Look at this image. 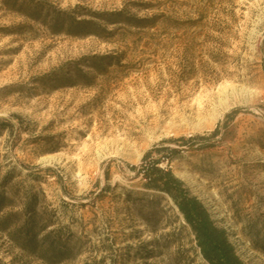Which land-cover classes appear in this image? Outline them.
Returning a JSON list of instances; mask_svg holds the SVG:
<instances>
[{"label":"rangeland","instance_id":"obj_1","mask_svg":"<svg viewBox=\"0 0 264 264\" xmlns=\"http://www.w3.org/2000/svg\"><path fill=\"white\" fill-rule=\"evenodd\" d=\"M161 147L264 264V0H0V264H207L130 168Z\"/></svg>","mask_w":264,"mask_h":264},{"label":"trees","instance_id":"obj_2","mask_svg":"<svg viewBox=\"0 0 264 264\" xmlns=\"http://www.w3.org/2000/svg\"><path fill=\"white\" fill-rule=\"evenodd\" d=\"M237 112L238 110H235L226 116V125L233 120ZM217 133L218 129H215L212 135L215 136ZM203 139V137H194L189 140L178 138L172 140V142L182 146L192 140ZM165 150L167 149L164 147L148 150L142 157L140 165L130 167L131 170L137 171L147 189L167 195L172 200L184 222L190 227L196 247L207 264H244L236 254L226 231L214 224L203 203L190 193L185 183L177 178L170 169L159 167L161 159L152 158L154 153L160 154ZM46 171L50 173L51 169H46ZM26 242L33 245L35 242L34 234H27ZM45 252L46 256L49 255L58 260V263L64 260L62 259L64 252L60 249L51 247L48 250L46 249Z\"/></svg>","mask_w":264,"mask_h":264},{"label":"bare ground","instance_id":"obj_3","mask_svg":"<svg viewBox=\"0 0 264 264\" xmlns=\"http://www.w3.org/2000/svg\"><path fill=\"white\" fill-rule=\"evenodd\" d=\"M157 83H159L158 81H157ZM156 85V83L154 82V83H151L149 86L148 85H146V87L148 88V89H153V87ZM152 92L150 91L149 92V95H147V97L148 98H151V94ZM143 100V97L142 98H140L139 96H137L136 94H135V99L134 100H130L129 99V96L128 95H126L125 97L123 96V98H121V99H119V103L121 104V106L122 107H124V108H126V109H128V108H130V109H132L133 107H134V105H137L140 101H142Z\"/></svg>","mask_w":264,"mask_h":264}]
</instances>
